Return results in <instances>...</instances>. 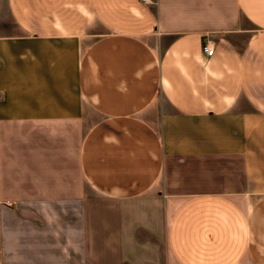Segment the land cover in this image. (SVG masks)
<instances>
[{"label": "crops", "instance_id": "obj_1", "mask_svg": "<svg viewBox=\"0 0 264 264\" xmlns=\"http://www.w3.org/2000/svg\"><path fill=\"white\" fill-rule=\"evenodd\" d=\"M31 208L89 264H264V0H0V264Z\"/></svg>", "mask_w": 264, "mask_h": 264}, {"label": "rangeland", "instance_id": "obj_2", "mask_svg": "<svg viewBox=\"0 0 264 264\" xmlns=\"http://www.w3.org/2000/svg\"><path fill=\"white\" fill-rule=\"evenodd\" d=\"M72 97L77 108L85 112L75 93ZM37 214L43 218V223L32 220L33 223L29 224L26 221L27 218L36 219ZM14 217H11L14 220H9L3 233L2 261L5 264H89L80 258L74 247L75 241L72 243L69 233L53 211L31 208ZM17 218L19 222H16ZM33 224L37 229L32 228Z\"/></svg>", "mask_w": 264, "mask_h": 264}, {"label": "built area", "instance_id": "obj_3", "mask_svg": "<svg viewBox=\"0 0 264 264\" xmlns=\"http://www.w3.org/2000/svg\"><path fill=\"white\" fill-rule=\"evenodd\" d=\"M138 2L142 5H153L155 0H138ZM201 52L209 57L213 54V41L210 38H207L203 41Z\"/></svg>", "mask_w": 264, "mask_h": 264}]
</instances>
